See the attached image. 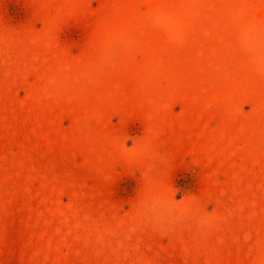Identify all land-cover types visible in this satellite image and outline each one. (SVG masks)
Instances as JSON below:
<instances>
[{"label": "rangeland", "instance_id": "rangeland-1", "mask_svg": "<svg viewBox=\"0 0 264 264\" xmlns=\"http://www.w3.org/2000/svg\"><path fill=\"white\" fill-rule=\"evenodd\" d=\"M0 264H264V0H0Z\"/></svg>", "mask_w": 264, "mask_h": 264}, {"label": "clouds", "instance_id": "clouds-1", "mask_svg": "<svg viewBox=\"0 0 264 264\" xmlns=\"http://www.w3.org/2000/svg\"><path fill=\"white\" fill-rule=\"evenodd\" d=\"M164 202L161 199H157L152 201L151 203L146 205V212H154L155 209L157 208L158 205H162ZM201 224L202 225H207L208 223H210V219L207 217H202L201 218Z\"/></svg>", "mask_w": 264, "mask_h": 264}]
</instances>
